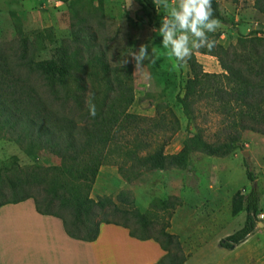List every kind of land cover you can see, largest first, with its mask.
<instances>
[{
    "label": "trees",
    "instance_id": "obj_1",
    "mask_svg": "<svg viewBox=\"0 0 264 264\" xmlns=\"http://www.w3.org/2000/svg\"><path fill=\"white\" fill-rule=\"evenodd\" d=\"M135 1L140 6L137 22L159 30L162 20L156 19V0ZM253 8L264 17V0H253ZM212 9L214 18L231 25L220 11L218 0H212ZM85 22L86 18L78 19L71 41L56 48L50 59L36 60V48L28 45L27 38L21 39L19 51L14 54L17 66L39 77L59 109L50 108L47 98L36 92L24 91L19 80L13 82L12 72L3 66L0 56V130L14 136L20 146L26 143L24 153H34L33 164L20 170V175L6 177L0 173V207L32 199L38 213L61 219L69 237L85 242L97 239L101 224L122 226L131 237L154 240L161 246L165 256L156 264H184L187 255L179 237L167 230L175 204L156 201L154 208L167 212L166 222L156 227L137 208L121 210L111 199L93 200L92 187L100 168L109 162L107 157L114 153L124 157L113 162L121 178L134 183L142 182L150 172L186 169L193 150L211 157L226 156L236 149L246 131L264 137V31L241 35L227 46L214 40L211 51L200 48L192 52L186 62L188 77L176 100L187 123L197 131L179 152L166 154L165 145L180 129L175 112L169 105L158 103L152 117L129 114L126 109L133 103L132 92L126 99L116 95L117 77ZM195 53L216 58L222 72H205ZM97 68L102 73L100 78L95 76ZM119 91H123L120 81ZM88 93L93 94L95 117L89 114ZM203 105L212 107L220 118V137L214 143L205 141L203 130L195 124ZM123 130L132 133L131 140L119 147ZM244 168L247 180L253 182L255 177L246 160ZM41 194L43 198L37 197ZM117 200L125 204L122 193ZM240 212L245 213L242 227L222 239L220 248L233 250L256 229L261 208L255 188L233 195L231 214ZM119 215L123 222L116 220ZM127 215L134 219L132 225Z\"/></svg>",
    "mask_w": 264,
    "mask_h": 264
},
{
    "label": "rangeland",
    "instance_id": "obj_2",
    "mask_svg": "<svg viewBox=\"0 0 264 264\" xmlns=\"http://www.w3.org/2000/svg\"><path fill=\"white\" fill-rule=\"evenodd\" d=\"M156 2L159 8L156 19L162 21L169 17L172 8L179 6V0ZM218 2L220 11L231 25L221 23L214 33H208L209 39L227 46L235 43L241 35L259 29L264 31V17L253 8V0ZM139 10L140 6L135 0H131L130 5L129 0H0L1 62L12 72V81L17 79L25 86L24 91L32 90V93L47 98L46 103L50 108H58L59 105L53 102L39 77L17 66L14 54L19 51L21 39L27 38L28 45L32 44L36 48L33 56L36 60L50 59L54 57L56 48L71 41L72 30L78 19L86 18L84 25L89 26L88 29L95 35V44L104 51L108 66L117 77L116 95L119 97L121 94L126 99L132 92L133 103L126 109L127 112L152 117L158 103L169 105L175 112L180 129L164 148L166 154H174L189 143L197 131L194 125L187 123L176 100L177 96L182 95L188 68L186 63L179 69L173 67L174 57L161 44L159 30L137 22L136 13ZM192 40L189 34V46ZM142 44L148 45L150 54L158 59L155 64L144 60L142 70L136 72L135 62L128 54L137 51ZM196 58L205 72H222L216 58ZM122 59H127L128 63L120 67L118 62ZM95 71V76L100 78V69ZM119 81L123 91H119ZM68 85L71 88L73 83L70 81ZM98 94L102 96V92ZM120 106H123V102ZM219 120L212 107L201 106L195 124L203 130L205 141L214 143L220 137ZM131 135L123 130L119 135L118 146H124L131 140ZM26 146V143L20 146L14 141V136L10 133L5 135V130H0V173L3 176L20 175V170L33 164L31 155L34 153H24L23 148ZM244 152L247 157L243 156ZM107 158L109 162L100 168L90 193L91 198L95 201L111 199L121 210L137 208L139 212L146 213L156 227L167 219V212L154 208L156 201L167 200L175 204L167 230L181 238L187 259L193 253L186 264H264V252L261 261H256L262 248L264 250V227H256L246 245L233 250L218 246L222 239L240 229L244 223V212L236 216L231 214V199L236 192L246 194L255 188L260 194V208L264 214L263 136L244 132L236 149L223 157H211L193 150L186 169L167 168L150 172L143 176L142 182L127 183L121 178L117 167L113 165V162L124 159L121 154L114 153ZM244 160L249 163L254 174L253 182L246 178ZM120 193L125 198V204L117 200ZM37 197L43 198V194ZM126 217L132 225L134 219L131 215ZM107 218L111 220L113 217ZM116 220L123 222L124 218L119 215Z\"/></svg>",
    "mask_w": 264,
    "mask_h": 264
},
{
    "label": "crops",
    "instance_id": "obj_3",
    "mask_svg": "<svg viewBox=\"0 0 264 264\" xmlns=\"http://www.w3.org/2000/svg\"><path fill=\"white\" fill-rule=\"evenodd\" d=\"M164 256L154 240H138L113 224H101L93 242L73 239L61 219L38 213L32 199L0 207V264H156Z\"/></svg>",
    "mask_w": 264,
    "mask_h": 264
},
{
    "label": "clouds",
    "instance_id": "obj_4",
    "mask_svg": "<svg viewBox=\"0 0 264 264\" xmlns=\"http://www.w3.org/2000/svg\"><path fill=\"white\" fill-rule=\"evenodd\" d=\"M131 0H129V5ZM167 6V5H165ZM221 23L213 16L212 0H179L178 8H172L168 18L160 23L161 44L170 50L171 57H174L173 67L179 69L192 56L193 50L207 48L211 51L215 47V41L209 39L208 33H214ZM189 34L193 37L189 46ZM135 62L136 72L142 70L144 60L155 64L158 59L150 54L148 45L142 44L139 49L128 54ZM119 66L123 67L128 63L122 59ZM89 114L96 116L97 110L92 102L93 94L88 93Z\"/></svg>",
    "mask_w": 264,
    "mask_h": 264
},
{
    "label": "built area",
    "instance_id": "obj_5",
    "mask_svg": "<svg viewBox=\"0 0 264 264\" xmlns=\"http://www.w3.org/2000/svg\"><path fill=\"white\" fill-rule=\"evenodd\" d=\"M259 223L262 224V228L264 227V214L260 213L259 214Z\"/></svg>",
    "mask_w": 264,
    "mask_h": 264
},
{
    "label": "water",
    "instance_id": "obj_6",
    "mask_svg": "<svg viewBox=\"0 0 264 264\" xmlns=\"http://www.w3.org/2000/svg\"><path fill=\"white\" fill-rule=\"evenodd\" d=\"M243 156H244V157H247V153L244 152V153H243ZM257 227L262 228V224H261V223H258V226H257ZM255 230H256V229H255Z\"/></svg>",
    "mask_w": 264,
    "mask_h": 264
}]
</instances>
